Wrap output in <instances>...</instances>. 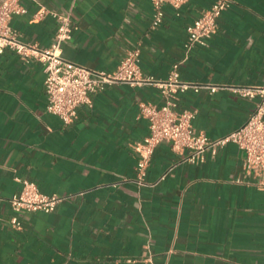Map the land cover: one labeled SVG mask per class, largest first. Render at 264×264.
Here are the masks:
<instances>
[{"label": "crops", "instance_id": "0c3cea01", "mask_svg": "<svg viewBox=\"0 0 264 264\" xmlns=\"http://www.w3.org/2000/svg\"><path fill=\"white\" fill-rule=\"evenodd\" d=\"M22 1L27 12L11 25L50 47L56 18L34 19L39 5ZM39 1L72 12L77 28L61 47L72 61L113 71L138 48L145 76L165 79L179 63L182 79L216 85L179 94L177 108L196 112L195 131L223 136L253 111L227 85H264V0H233L208 44L188 55V27L215 0L166 4L157 28L152 0ZM45 79L42 62L0 53V264H264V185L245 174L237 143L194 163L163 141L146 173L158 182L141 185L133 144L150 131L141 104H162L160 89L108 85L65 123L47 111ZM25 179L63 200L51 212H21L18 228L9 199Z\"/></svg>", "mask_w": 264, "mask_h": 264}, {"label": "built area", "instance_id": "2783aa9c", "mask_svg": "<svg viewBox=\"0 0 264 264\" xmlns=\"http://www.w3.org/2000/svg\"><path fill=\"white\" fill-rule=\"evenodd\" d=\"M189 0H152L154 12L151 27L157 28L164 20V6L170 4L180 8ZM34 19L40 20L51 14L58 22L55 42L50 47L42 48L36 43L23 41L11 25L14 14L26 13L22 0H0V53L11 49L24 60H38L44 64L46 71L45 88L48 96L47 111L57 114L65 123L73 122L81 104L91 103L90 94L105 89L108 85L129 83L132 85L154 84L161 91L162 104L142 103L141 114L148 120L149 134L141 141H136L133 148L138 155L137 181L141 185H155L157 182L146 180L147 168L156 147L163 141L170 142L177 152L189 150L185 161L199 162L207 151H216L229 142H235L244 151L243 170L246 175H253L264 185V85L233 84L227 85L237 95L254 102L255 106L247 121L231 132L210 137L197 132L193 126L196 112L191 109L179 110V94L187 90L199 92L202 88L216 89V85L182 79L179 63H175L169 76L165 79L145 76L142 69L140 49L131 50L113 71L95 69L72 61L62 55L63 42L72 38L77 28L72 12L51 10L39 0ZM233 0H215L213 4L197 17L188 27V39L185 49L188 53L196 45H207L219 29L223 12ZM187 57V56H186ZM62 196L47 194L40 190L38 184L29 179L24 180L23 189L14 194L10 205L16 215L12 223L20 228L18 217L23 211H53Z\"/></svg>", "mask_w": 264, "mask_h": 264}]
</instances>
